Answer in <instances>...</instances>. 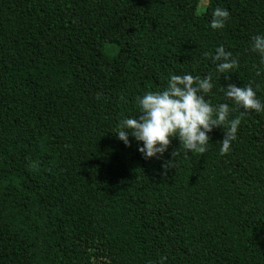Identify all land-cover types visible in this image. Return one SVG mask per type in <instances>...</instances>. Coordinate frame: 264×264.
I'll return each mask as SVG.
<instances>
[{
  "label": "trees",
  "instance_id": "trees-1",
  "mask_svg": "<svg viewBox=\"0 0 264 264\" xmlns=\"http://www.w3.org/2000/svg\"><path fill=\"white\" fill-rule=\"evenodd\" d=\"M199 3L0 0V264H264V112L242 116L225 154L222 127L202 155L173 138L149 159L114 133L170 72L210 75L213 105L234 108L229 83L264 101V0Z\"/></svg>",
  "mask_w": 264,
  "mask_h": 264
},
{
  "label": "clouds",
  "instance_id": "clouds-1",
  "mask_svg": "<svg viewBox=\"0 0 264 264\" xmlns=\"http://www.w3.org/2000/svg\"><path fill=\"white\" fill-rule=\"evenodd\" d=\"M230 13L227 9L217 7L212 12L210 27L221 30ZM251 50L259 57L257 75L264 72V34L251 38ZM213 61L218 62V73H229L238 67V60L232 58L223 45L215 49ZM214 84L212 77L193 75L192 73H169L166 86L162 90H146L135 97L138 116L121 115L115 125L117 139L130 146L129 136L138 144V151L145 159L162 156L168 149L170 139H177L184 149V156L190 152L204 154L210 145V133L215 127L224 129V139L219 143L221 154L230 150L232 141L237 138V131L242 116L248 111L259 114L264 112V101L257 97V90L251 84L237 87L227 84L221 87L226 100L230 101L240 115L230 119L234 110L229 103L213 105L206 99L212 93ZM243 109V111H241ZM180 152H173L174 157ZM175 166V165H172Z\"/></svg>",
  "mask_w": 264,
  "mask_h": 264
},
{
  "label": "rangeland",
  "instance_id": "rangeland-1",
  "mask_svg": "<svg viewBox=\"0 0 264 264\" xmlns=\"http://www.w3.org/2000/svg\"><path fill=\"white\" fill-rule=\"evenodd\" d=\"M206 5H207V0H200V3L198 5V14L204 12Z\"/></svg>",
  "mask_w": 264,
  "mask_h": 264
}]
</instances>
